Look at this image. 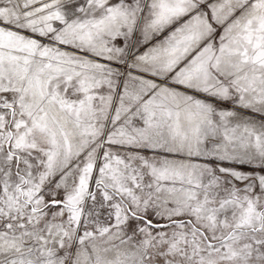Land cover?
Wrapping results in <instances>:
<instances>
[{
  "label": "snow or ice",
  "instance_id": "snow-or-ice-1",
  "mask_svg": "<svg viewBox=\"0 0 264 264\" xmlns=\"http://www.w3.org/2000/svg\"><path fill=\"white\" fill-rule=\"evenodd\" d=\"M0 264H264V0H0Z\"/></svg>",
  "mask_w": 264,
  "mask_h": 264
}]
</instances>
